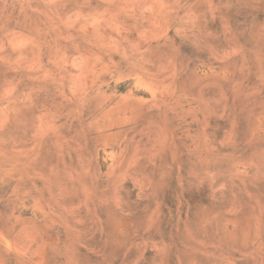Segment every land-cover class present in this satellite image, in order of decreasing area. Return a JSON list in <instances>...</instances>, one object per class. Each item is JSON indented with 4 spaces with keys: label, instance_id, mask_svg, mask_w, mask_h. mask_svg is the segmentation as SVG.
<instances>
[{
    "label": "rangeland",
    "instance_id": "374dc122",
    "mask_svg": "<svg viewBox=\"0 0 264 264\" xmlns=\"http://www.w3.org/2000/svg\"><path fill=\"white\" fill-rule=\"evenodd\" d=\"M0 264H264V0H0Z\"/></svg>",
    "mask_w": 264,
    "mask_h": 264
}]
</instances>
